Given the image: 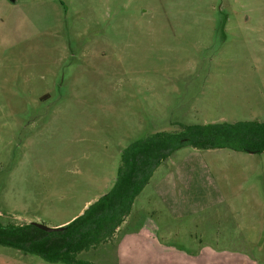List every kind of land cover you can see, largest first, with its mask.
Masks as SVG:
<instances>
[{
  "label": "rangeland",
  "instance_id": "1",
  "mask_svg": "<svg viewBox=\"0 0 264 264\" xmlns=\"http://www.w3.org/2000/svg\"><path fill=\"white\" fill-rule=\"evenodd\" d=\"M237 120H264V0H0L1 222L59 226L130 142ZM229 152L173 150L78 258L264 264V153ZM0 264L64 263L0 245Z\"/></svg>",
  "mask_w": 264,
  "mask_h": 264
},
{
  "label": "trees",
  "instance_id": "2",
  "mask_svg": "<svg viewBox=\"0 0 264 264\" xmlns=\"http://www.w3.org/2000/svg\"><path fill=\"white\" fill-rule=\"evenodd\" d=\"M182 146L264 152V120L181 124L175 131H156L134 140L120 151L110 187L62 230L46 232L29 222L0 221V245L37 255L47 263L94 264L78 255L118 233L152 171Z\"/></svg>",
  "mask_w": 264,
  "mask_h": 264
},
{
  "label": "crops",
  "instance_id": "3",
  "mask_svg": "<svg viewBox=\"0 0 264 264\" xmlns=\"http://www.w3.org/2000/svg\"><path fill=\"white\" fill-rule=\"evenodd\" d=\"M215 149H224V148H215ZM225 149H227V148H225ZM204 150H206V149H204ZM207 150H214V149H207ZM230 150V149H229ZM231 152H229V154H235L234 156H236L237 158H243V154H241L240 152L241 151H234V150H230ZM248 153V152H247ZM264 153V152H263ZM249 154H254V153H249ZM261 171V170H260ZM256 172H257V170H256ZM262 172V171H261ZM258 173V172H257ZM263 173H264V170H263ZM259 191V192H258ZM259 193V194H258ZM256 194L259 196V197H264V194H262V191H260L259 189H257V192H256ZM89 201L90 200H86L81 206H80V208L78 209V210H76V212H74V213H72L70 216H68V217H66L65 219H62V220H60V221H58V222H56L55 223V225H60V224H65L66 223V221H68L69 219H71L72 217H74L76 214H78V213H81L82 212V210L87 206V204L89 203ZM127 217V216H126ZM126 217H125V219L123 220V222L121 223V225H120V228H121V226H122V224L125 222V220H126ZM257 232V234H258V236L257 237H259L260 239H264V217H263V221H261L260 222V227H259V229H258V231H256ZM116 235H114L113 237H115Z\"/></svg>",
  "mask_w": 264,
  "mask_h": 264
},
{
  "label": "water",
  "instance_id": "4",
  "mask_svg": "<svg viewBox=\"0 0 264 264\" xmlns=\"http://www.w3.org/2000/svg\"><path fill=\"white\" fill-rule=\"evenodd\" d=\"M29 223L46 232L59 231V230H62L65 226V224H61L59 226H47L45 224L33 222V221H30Z\"/></svg>",
  "mask_w": 264,
  "mask_h": 264
}]
</instances>
